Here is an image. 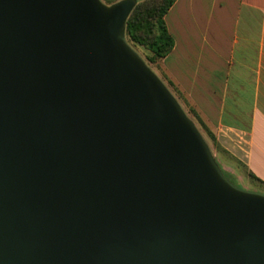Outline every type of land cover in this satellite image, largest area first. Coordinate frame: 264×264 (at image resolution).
<instances>
[{"label":"water","instance_id":"water-1","mask_svg":"<svg viewBox=\"0 0 264 264\" xmlns=\"http://www.w3.org/2000/svg\"><path fill=\"white\" fill-rule=\"evenodd\" d=\"M136 1L0 0V264H264V194L126 41Z\"/></svg>","mask_w":264,"mask_h":264},{"label":"crops","instance_id":"crops-1","mask_svg":"<svg viewBox=\"0 0 264 264\" xmlns=\"http://www.w3.org/2000/svg\"><path fill=\"white\" fill-rule=\"evenodd\" d=\"M164 20L161 73L264 187V0H175Z\"/></svg>","mask_w":264,"mask_h":264},{"label":"trees","instance_id":"trees-1","mask_svg":"<svg viewBox=\"0 0 264 264\" xmlns=\"http://www.w3.org/2000/svg\"><path fill=\"white\" fill-rule=\"evenodd\" d=\"M174 2L175 0H137L135 6L133 7L132 11L130 12L126 20V25H125L126 41L134 49H135V45L144 47L148 52L147 60L151 63L160 64V61L173 48L174 40L167 30L164 16ZM143 60L148 65L147 61L145 59ZM156 74L158 73L156 72ZM159 78L163 81L161 77ZM163 83L167 86L170 92L177 99L183 110H185L186 105H184L183 103V99L180 95V92L175 88L172 82L167 80L166 82L163 81ZM188 108L193 118H195V121L199 124L200 128L207 134V136L216 145H218L216 142V137L214 132L199 117V115L196 113V111L193 108L191 107ZM184 112L186 113L187 111L185 110ZM188 118L193 123L195 122L193 118L191 117ZM202 137L205 140L204 135H202ZM247 175L252 179H257L251 173H248Z\"/></svg>","mask_w":264,"mask_h":264},{"label":"rangeland","instance_id":"rangeland-1","mask_svg":"<svg viewBox=\"0 0 264 264\" xmlns=\"http://www.w3.org/2000/svg\"><path fill=\"white\" fill-rule=\"evenodd\" d=\"M103 2L110 4L112 3L111 0H102ZM136 51L139 53V55L145 59L148 63V65L156 71L157 75L163 79V81H167L166 78L161 73V69L158 63H151L147 60V50L139 45H135ZM155 72V73H156ZM185 110L187 111L188 117L193 118L191 112L189 111V108L186 106ZM184 110V111H185ZM195 121V118H193ZM197 128L200 130L201 134L204 135L205 140L208 144V147L211 151V154L220 168L222 174L236 187H239L241 189L255 191L264 194V187L260 186L259 184L255 183L248 177H246V173L244 169L242 168L241 164L233 158L229 153H227L218 143L216 145L208 136L207 134L200 128L199 124L195 121L194 122Z\"/></svg>","mask_w":264,"mask_h":264}]
</instances>
